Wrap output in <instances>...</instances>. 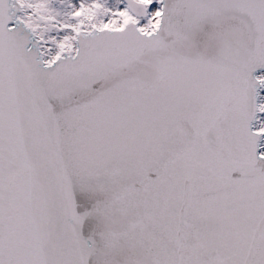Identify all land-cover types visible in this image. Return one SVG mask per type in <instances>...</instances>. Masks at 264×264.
Wrapping results in <instances>:
<instances>
[{
	"label": "snow or ice",
	"instance_id": "snow-or-ice-1",
	"mask_svg": "<svg viewBox=\"0 0 264 264\" xmlns=\"http://www.w3.org/2000/svg\"><path fill=\"white\" fill-rule=\"evenodd\" d=\"M0 264H264V0H0Z\"/></svg>",
	"mask_w": 264,
	"mask_h": 264
}]
</instances>
